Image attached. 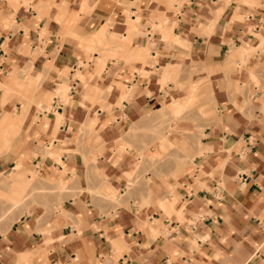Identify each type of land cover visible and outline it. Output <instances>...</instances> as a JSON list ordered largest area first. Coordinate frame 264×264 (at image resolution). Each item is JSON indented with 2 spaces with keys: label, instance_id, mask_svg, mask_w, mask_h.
Here are the masks:
<instances>
[{
  "label": "crops",
  "instance_id": "1",
  "mask_svg": "<svg viewBox=\"0 0 264 264\" xmlns=\"http://www.w3.org/2000/svg\"><path fill=\"white\" fill-rule=\"evenodd\" d=\"M187 54L209 78L215 118L190 167L147 195L129 186L137 150L112 149L142 115L182 110L192 90L177 96L169 80ZM260 70L264 0H0V114L25 109L19 129L6 115L0 139L15 135L0 173L25 178L21 158L66 188L0 233V264H264ZM100 128L105 155L83 154L80 133Z\"/></svg>",
  "mask_w": 264,
  "mask_h": 264
},
{
  "label": "rangeland",
  "instance_id": "2",
  "mask_svg": "<svg viewBox=\"0 0 264 264\" xmlns=\"http://www.w3.org/2000/svg\"><path fill=\"white\" fill-rule=\"evenodd\" d=\"M98 36L97 34L93 35V40ZM164 39L169 43H174L170 38L165 37ZM177 45L186 48L182 43H177ZM101 46L110 47L106 43ZM239 52L245 55L248 49L239 48ZM187 57L185 62L177 65L175 77L169 80L177 86V96H183L192 90L189 97H183L182 110L177 114L165 109L158 115H142L140 119L147 122V125L140 129L129 130L125 136L120 138L119 145L112 149L117 156L121 155L125 148L137 150V159L134 158L133 161L136 162L139 156L140 162L137 166L134 165V171L130 174L129 186L133 187L140 180V190H144L147 195L151 194L150 186L154 184L155 180L166 183L167 178L177 177L190 167L196 152H200V148L197 150V146L200 145L202 130L210 125L215 118V103L209 78L199 63L192 60L189 54ZM234 59L235 57L230 58L229 61ZM28 71V66L23 68L22 76H27ZM251 75L250 79L255 85L259 86L260 79L264 84V70L258 71L257 75L255 73H251ZM33 78L28 75L29 80ZM31 84L34 87V82L29 81L27 85ZM190 97L194 99L189 101L188 98ZM7 114H0V132L3 129L8 130L5 127ZM8 115L16 119V126L19 129L23 114L9 113ZM184 131L189 134L183 133ZM10 135L8 138L0 139L1 152L4 150V145L8 146L15 133ZM79 143L83 154L89 150L99 155H105L106 148L101 135V128L82 131ZM195 150L197 151L195 152ZM14 165L18 167L15 171L20 172L25 178H17L16 173H12L13 168L0 173V233L21 214L35 207L46 209L51 206L54 208L55 205L60 204L63 197L62 191L66 189L63 183L49 182L42 178L35 167L24 166L21 158H18ZM92 193L107 197L104 192L102 194V192L93 191ZM108 198L117 201L112 197ZM166 213L168 212L166 211Z\"/></svg>",
  "mask_w": 264,
  "mask_h": 264
},
{
  "label": "bare ground",
  "instance_id": "3",
  "mask_svg": "<svg viewBox=\"0 0 264 264\" xmlns=\"http://www.w3.org/2000/svg\"><path fill=\"white\" fill-rule=\"evenodd\" d=\"M176 41L179 42L180 40H179L178 38H176ZM8 89H9L8 86H5V87H4V90H8ZM4 93H5V92H4ZM5 97H6V96H5ZM192 98H193V97L189 98L188 100L191 101ZM2 99H3V98H2ZM193 99H194V98H193ZM3 100H4V99H3ZM1 104H2V103H1ZM24 111H25V109L23 108V110H22L21 113L23 114ZM8 116H10V115H8ZM9 119H10V118H9ZM9 119L5 117V123H8V122L10 121ZM172 142H173V141H172ZM173 143H174V142H173ZM159 147H161V146H159ZM162 147H163V146H162ZM17 165H18V164H17ZM15 168L17 169L18 167H15ZM63 186H64V185H63ZM171 197H172V196H171ZM171 201H172V200H171ZM171 204H172V203H171Z\"/></svg>",
  "mask_w": 264,
  "mask_h": 264
}]
</instances>
